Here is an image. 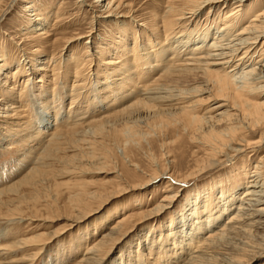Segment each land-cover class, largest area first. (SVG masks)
<instances>
[{"label": "bare ground", "instance_id": "bare-ground-1", "mask_svg": "<svg viewBox=\"0 0 264 264\" xmlns=\"http://www.w3.org/2000/svg\"><path fill=\"white\" fill-rule=\"evenodd\" d=\"M107 1L105 6L111 15L107 18L121 19L126 16L119 13L125 3L121 0ZM230 1L234 0H169L165 9L161 13H154L150 21L139 18L138 21L133 19L132 25L121 23L109 39L103 40L100 45L95 43L92 48L84 44L80 51L71 50L64 62L63 52L57 54V48L56 53L44 54L42 44H36L38 48L29 52L42 58L29 61L30 56H19L15 51L11 54L7 45L0 44V62L3 63L0 65V82L4 86V89L0 87V118L15 117L18 121L14 126L19 127V123L22 126L28 122L23 118L22 109L30 107L28 102L35 106L40 99H25L27 76H52V81L43 84L47 92L55 91V85L51 84L59 82L61 78V92H64L72 73V107L76 103L75 98L81 100L82 96L76 92L80 86L86 91L92 78V67L96 66V81L103 79L106 82L101 90L105 93L102 101L111 104L112 112V107L117 105L113 101L121 107L114 109L112 116L98 117L99 120L92 119L94 117L88 120V113L84 117L83 112H77L76 119L83 117L88 122L83 121L81 125L75 121L77 124L72 123L71 126H67L70 123L67 122L65 133L86 128L98 132L106 122L119 118L124 120L136 112L131 118L133 121L140 120L142 115L151 117L154 136L159 133L168 134L171 139L177 136L185 140L183 143L194 144L197 151L202 152L206 157H203L206 165L198 166V173H203L199 177L209 169L217 170L215 174H219L218 169L230 163L231 169L226 175L218 176L213 182L188 193L182 201L181 216L184 218L185 212L192 211V223L186 230L183 231V226L179 227L172 216L163 223L151 222L137 239L136 251L127 254L120 252L119 264H248L255 259L259 264H264V4L252 0L247 6L245 2L248 0H235L233 5H229ZM24 8L31 14L26 28L33 30L36 38L46 40L45 24L49 13L40 11L32 3ZM206 9V18L201 23L200 15ZM4 15H0V18ZM78 36L75 39L83 41L87 35ZM20 61L21 64L14 70L13 67ZM39 61L40 67H37ZM25 64L31 68L27 75ZM22 82H25V86L19 89L18 85ZM7 90L9 93L5 95H9L5 99L3 93ZM88 91L91 94L94 89L91 87ZM52 97L56 99V96ZM52 100L46 105L42 103L45 108L41 109L40 121L35 122L38 125L36 129V124L27 123L44 142L45 139H52L53 142V138H62L64 134L61 129L57 133L60 116L49 111V106L55 104ZM67 114L71 116L70 121L76 117L73 116L74 111L70 110ZM116 133L120 134L125 147L130 143L139 144L141 134L138 136L139 132L134 131L128 123ZM167 141L160 145L166 147L168 153L181 148L177 139ZM158 147L160 149L161 146ZM245 152H251L248 159L254 158V167H249L244 160L242 165H238L239 161L234 160ZM49 153L45 152L46 155ZM37 171L32 169L30 172ZM196 174L191 172L189 176ZM156 176L157 173H154L151 180L160 178ZM29 178L18 182L19 186ZM18 184L10 189H16ZM166 185L164 190L170 187ZM179 197L176 191L170 194L164 191L154 210L164 212L170 209ZM139 204L138 207L142 208ZM134 215L129 211L115 219L110 231L101 240L97 239L93 246L87 247L85 258L76 264H102L112 249L128 236V223ZM0 216L13 217V214L3 215L0 212ZM45 236L39 233L0 247V252L5 251L4 255L9 258L8 262H3V255L0 254V264L26 262L25 256L19 259L8 253L30 251L33 247L37 250L35 255H38L42 249L40 246L49 240ZM141 242L148 245V254L143 252L146 249L140 248ZM88 255L90 257H86Z\"/></svg>", "mask_w": 264, "mask_h": 264}, {"label": "rangeland", "instance_id": "rangeland-1", "mask_svg": "<svg viewBox=\"0 0 264 264\" xmlns=\"http://www.w3.org/2000/svg\"><path fill=\"white\" fill-rule=\"evenodd\" d=\"M121 1L123 4L125 3V6L123 5L119 13L126 16L115 19L113 17L107 18L110 15L107 12V6H105L108 4L107 0H1L0 15L3 13L5 15L0 18V44L7 45L11 49V54L15 51L18 52L19 56H23V54L27 57L30 56L29 61L30 59L42 58L36 56L34 52H29L38 48L36 44H42L44 54L46 52H48L46 54H52L57 48L59 50L57 54L63 52L61 55L64 62L71 50L80 51L84 44L90 45L92 48L95 43L100 45L103 40L109 39L121 23L132 25L139 18L150 21L154 13L159 11L161 13V10L165 9L166 2L169 0ZM251 1L248 0L245 4L247 3L248 6ZM235 2V0L230 1L229 5H233ZM259 2L264 4V0H259ZM30 3L36 5L40 11L49 13L47 25L45 24L46 40L36 38L33 30L26 28L27 19L31 14L27 13L24 7ZM207 12L206 9L204 14L200 15L201 23L205 20ZM133 19L135 20L133 21ZM78 35L87 36L81 41L75 39ZM68 41L70 42L68 43ZM90 50L93 53L92 49ZM24 61L26 62V60ZM39 63L41 61L38 62L37 67H40ZM2 64L0 62V65ZM20 64L21 61L16 63L13 69L15 70V67ZM24 68L27 75L28 71L31 70L30 65L25 64ZM95 69L96 66H93V71H91L90 82L93 86L89 85V82L85 92L81 86L80 89L78 88L83 91L78 90L76 94L82 97L80 101L75 98L76 103L72 104L74 108L70 106L72 99L70 91L73 89L74 82L72 73L70 76L73 79L69 76L65 93L61 92L63 83L61 78H59V82L57 81L58 85L57 82L51 84L55 85L56 90L47 92L44 90L43 84L52 81V76H27L28 90L25 99L33 100L35 97L41 99H38L35 106L28 102L30 107L22 109L23 118H26L25 121H28V125L34 123L36 124L35 126L33 124L34 128L38 127L41 109L42 107L45 108L42 103L50 102L53 99L52 96H56V99L52 100L55 104L49 106V111L55 113V116H60L57 123L58 131L61 129L64 132L67 126L73 124L82 125L92 117L94 120H99L100 117L106 115L112 116L114 109L120 108L121 105L119 107L118 102L113 101L117 105L115 108L112 107V112L111 104L102 101L105 93L101 90L106 82L103 79L100 82L96 81L98 78L96 79ZM24 83H19V89L25 86ZM53 86H51L52 89ZM0 87L4 89L2 82H0ZM91 87L94 92L88 94ZM17 92L19 94L20 90ZM6 93L9 91L3 93L5 99L9 95H5ZM93 101L98 102V104L95 105L96 103ZM70 110L71 112L74 111L73 116H76L77 112H83L85 117V113H88L87 119L83 117L76 119V116L75 118L72 117L74 120L71 119L70 121L71 116L67 114ZM135 113L124 120L119 118V120L113 119L106 122L99 130L100 132H94L88 128L80 129L82 132L76 130L65 133V131L62 138H53L55 140L53 142H51L52 139L42 141V137L36 136L34 129H30L27 123L22 126L19 123V127L14 126L18 121L15 117L11 119L0 118V212L3 215L13 214V217L0 216V238H2L0 247L20 241L19 239L26 240L39 233H44L45 238L49 240L44 241L40 246L42 249L38 255H35L37 253L35 247L31 248L30 251L27 249L8 254L10 256L14 254L19 259L25 256L26 262L22 264H76L80 259L85 258L87 247L93 246L92 244L97 239L101 240L110 231L115 219L130 211L135 215L128 223L130 231L128 236L120 241L112 249L110 257H105L102 262V264H119L120 252L124 251L127 254V252L136 251L137 239L144 234L151 222L163 223L172 216V219L176 220V224L179 227L183 226V231L186 230L192 223V211L185 212L186 215L183 218L180 213L182 201L184 202L188 193L213 182L218 176L226 175L231 169L230 163L225 168H219V174H215L217 170L209 169L204 170L205 174L199 177L198 175L203 173H198V166L206 165V157L202 152L197 151L194 144L183 143L185 140L176 136L177 143L181 144V148L168 153L167 148L160 143L167 140V142L169 140L176 141V139H171L168 134L161 133L154 136L152 119L149 116L142 115L143 118L141 117L138 121L134 120L136 124L133 125L132 122L134 121L131 118ZM67 122H70V125H67ZM126 123L132 125L134 131L139 132L138 136L141 134L140 139L137 137L139 144L130 143L125 147L120 134L117 135L116 131L123 129ZM60 131L57 133L59 134ZM62 142L64 144H61ZM158 146H161L160 149ZM45 149L51 155H46ZM244 154L243 156L238 155V158H234V160L239 161L238 165L247 161L249 167H254V158L248 159V156L252 155L251 152ZM231 156L234 157L233 154ZM32 169L38 171L31 173ZM191 172L197 173L193 177L198 176V178L190 177ZM154 173H157L156 177H160L156 181L151 180ZM208 174L212 176H208ZM27 177H30L29 182L25 180L19 186L20 183L18 184V182ZM15 184H18L17 188L10 189ZM165 184L170 186L167 190H164ZM164 191L169 194L173 191L178 192L179 200L164 212L158 211V209L154 210L161 201L160 196L164 195ZM241 192L238 191V193ZM238 196L239 194L236 195V197ZM139 203L143 206L142 208L138 207ZM178 230L181 231V229ZM165 231L164 229V233ZM141 244L140 248L143 250L148 248L147 244V246L142 242ZM146 250L143 252L148 254L149 251ZM4 252H0L3 255L2 261L8 262V255L5 256ZM31 255L35 256L32 257ZM257 263L260 262L256 259L248 262V264Z\"/></svg>", "mask_w": 264, "mask_h": 264}]
</instances>
